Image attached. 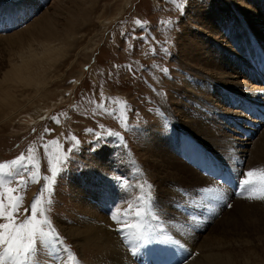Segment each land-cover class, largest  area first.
Segmentation results:
<instances>
[{
	"label": "rangeland",
	"instance_id": "obj_1",
	"mask_svg": "<svg viewBox=\"0 0 264 264\" xmlns=\"http://www.w3.org/2000/svg\"><path fill=\"white\" fill-rule=\"evenodd\" d=\"M225 2L226 0H182L180 7L178 4L181 0H0V80L10 71V65L20 64L22 60L28 59V56L21 59L20 53L30 45L37 52L49 40V45L51 43L63 47L67 44L65 50L50 64L52 71L47 87L41 92H36L33 87L20 88L17 94L22 111L15 116L11 112L0 115V158L6 159L5 162L11 161L23 153L25 157L31 156L37 164L33 172L40 183L28 180V186L22 192L25 199L20 212L21 219L30 214L24 212V209L30 208L44 185L49 189L54 188L51 192V222L63 238L64 244L70 246L71 253L75 254L73 258L59 247L55 250L48 249L40 256L39 264H63L65 256L69 257L70 264H76L77 260L79 264H103L97 261V258L103 256H98L96 249L82 250L75 244L74 238L69 236L70 226H76L79 228L80 238L87 241L90 239L88 227L92 225L94 244L103 240L100 225H95L96 219L84 210L82 204L75 201L78 199L74 196V186L89 184L86 186L87 194L92 184L96 188L91 189V193L103 186L111 190L112 192L107 193L111 196L105 203L108 216L116 207L126 209L127 201H132L135 207L136 197L141 194L137 186L145 182L155 190L154 201L159 200L160 188L156 181L159 175L152 169L147 154L142 152L144 137H148L150 141L163 138L166 142L161 146L172 140L175 153L203 175L201 167H198L203 164V159L198 155L196 147L207 149L191 137L186 140L188 133L180 125H172L175 124L174 121L180 120V113L171 96L184 102L178 89L182 92L185 81H200L211 86L213 84L211 80L199 78L180 65L189 66L188 63L180 62L183 45L185 47L194 42L197 44L196 51L199 52L205 51V45L208 49L210 43L220 54L227 56L225 60L229 56L234 67L246 76L237 78L247 83H250V78L253 81L257 79L256 61H264L263 29L258 32V25L249 21L254 20L253 18L247 19L245 16L244 19V7L236 8L237 12L232 15L230 9L221 8V5L228 4ZM241 2L258 8L264 17V0ZM199 18L201 22L198 21ZM137 20L146 23L138 24ZM165 20L172 23L162 24L161 21ZM202 21L212 22V26L218 28L216 31L220 33L221 40H224L215 42L213 37H208V31L200 25ZM34 22L36 25H33ZM24 30L27 32L24 33ZM188 34H191V38L183 41ZM44 38L46 39L43 40ZM205 39H208V43ZM189 52L190 50L187 51ZM184 58H188L187 54ZM209 67L214 68V63H210ZM164 68L168 71L161 70ZM226 84L233 85L232 81H226ZM251 84H260L259 79L257 83ZM251 88L247 89V94L237 91L231 94L233 98L240 96L239 98L246 99L247 95L251 98ZM212 90L215 93L201 99L205 105L213 103L220 96L223 110L232 107V103H228L229 100L224 95ZM253 91L252 94L256 95ZM11 96L9 94L4 99ZM259 100L263 105L264 100ZM119 101H126V105ZM101 104L103 108L99 106ZM232 109L238 111L239 108ZM199 112L204 115L195 114L196 117L210 123L216 130H221L223 124H226L228 129L224 130L234 134L226 120H222V112H216L214 118H211L207 110L199 109ZM121 116L124 117L123 120L120 119ZM5 117L10 122L5 123ZM261 127L258 135H253L254 141L263 133L264 123ZM153 130H157L156 135L151 134ZM111 131L119 135H109ZM72 137H76L78 141L75 147L76 142ZM52 141L58 143H50ZM44 145H47V150ZM30 147L31 153L28 151ZM69 150L70 159L55 184L42 179L51 175L50 169L56 166V157ZM207 151L219 161L216 153ZM239 159L235 155L222 161L229 162L238 169L236 162ZM247 162L243 160L242 163L245 169ZM238 172L242 175L246 170ZM119 178H123L124 182L121 183ZM5 179L13 181L7 187H17L18 177ZM212 181L217 182L214 177ZM191 185L189 190L192 193L202 197L204 204L217 209L216 215L207 218L202 216V206L196 209L188 207L195 214V218L187 219L188 224L205 235L222 219L220 217L225 211L233 210L237 201H257L259 205L241 225H222V231L228 237L217 245L221 247V255L228 251L232 257L226 264H264V201L249 199L246 192H241L240 196L233 193L235 198H231L228 189L221 200H214L213 192L205 191L194 182ZM175 206L179 213L186 210L183 203ZM148 207L149 214L155 218L158 217L156 212L162 210V206L158 205L157 210L151 205ZM133 259L139 264L138 258ZM186 261H189L188 258L184 260Z\"/></svg>",
	"mask_w": 264,
	"mask_h": 264
},
{
	"label": "bare ground",
	"instance_id": "obj_2",
	"mask_svg": "<svg viewBox=\"0 0 264 264\" xmlns=\"http://www.w3.org/2000/svg\"><path fill=\"white\" fill-rule=\"evenodd\" d=\"M226 3L228 4L224 6L221 5L220 7L230 9L229 11L231 12V15L234 12H237L236 8L238 9L240 7V9H242V7H244V19L245 16L247 19L253 18L254 20L251 19L249 21L255 26L258 25V32H260L261 29L264 31V17L260 14L258 8H254L251 4H243L241 0H226L225 4ZM258 14L260 15L256 17ZM198 21L201 22V18H199ZM36 22H38V20ZM202 22L203 23H200V25L203 29L205 28V31H208V33H206L208 37H213L215 42L216 40H221L222 37L220 33L216 31L218 28L212 26V22ZM33 25H36L35 22ZM33 27L34 26H32V28ZM221 27L222 26H220V31H222ZM25 30L24 33L27 32ZM32 32L35 35V31ZM21 33H23V31H21ZM21 33L18 36H20ZM185 38H191V34L186 35L183 41H186ZM45 39L46 38L43 40ZM50 41L51 40L47 41L43 49L37 52H34L30 45L20 53L21 59H25L27 56L28 59L22 60L20 64L10 65V71H7L0 80V98L4 99L9 94H12V96L0 100V115L11 112V114L15 116L22 111L23 107L21 106L22 104L20 103L17 94L20 88L22 90L24 87H33L36 89V92H41L43 88L45 89L47 87V83L49 82L48 78L52 71L50 64L67 47V44L63 47L55 46L51 43L49 45ZM205 42L208 43V39H205ZM206 49L207 45H205V51L201 50L197 52V44L194 42L188 44V46L185 45V47L183 45L180 62L188 63L189 66L181 63L180 65L185 70H188L191 74L198 76L199 78L211 80L213 85L211 86L209 83H203L198 80V82L195 83L185 81L182 86V92H180V88L178 89L184 102L181 103L179 98L171 96L173 103H175L174 106L178 108L180 113V120L174 121L175 124L172 125H180L184 128L188 133L186 140L191 137L196 143H201L203 148L216 153L217 158L219 157V161L211 156L207 150L202 149L201 146L196 147L198 155L203 159V164L200 166L198 165L199 169L201 167L200 172L203 174L201 175L197 169L188 165L190 163L187 164L185 162L186 159L183 158L185 160L183 161L182 157L175 153V148L172 145L174 142L172 140L165 144V146H161L166 142H164L163 138H159L158 140L152 139L150 141L148 137H144L145 145L141 147V149H143L142 152L147 154V160H150L152 169L159 175V178L156 181L157 183L159 182L158 188H160V195L159 200L157 202L154 201V210H157V205L158 207L162 206V210L156 212L158 219L151 214L145 217L146 224L144 231L148 233L149 236L153 234L170 235L175 241H178V244L146 243L140 246L136 255H133L130 250L131 245L125 243L124 234L116 231L119 225L111 219V215L108 216L105 212V203L111 196L107 193L112 191L103 186L97 188L95 193H91V189L96 188L95 186H92V184L89 187L90 190H88L89 193L87 194L86 186H89V184H84V186L78 184L77 187L74 186V191L76 192L74 196L78 199L75 201L82 204L84 210L96 219L95 225L97 227L100 225L99 228L103 233V240L96 241L94 244L93 238L95 235L94 227L92 225H89L88 227L90 239L87 241L80 238L81 234L79 233V228L76 226H70L69 236L74 238L75 244L78 247H81L82 250L87 248L96 249L98 251V256H103V258H97L98 262H103V264H138V262L133 259L138 258L139 264L229 263V258H232L229 255V252L227 251L221 255V247L217 245L218 243L220 244L223 239L228 237L223 233L222 225L229 227L241 225L248 216L253 214L255 208L259 205L257 201L251 203L248 202V200H236L237 202L234 204L233 210L230 212L225 211L223 216L220 217L222 219L215 227L211 228L206 235L203 234V232L196 231V228H194L193 225L188 224L187 219L189 217L195 218V214L189 211V206L193 209L202 206L204 210L202 216L207 218L216 215L217 211L216 207H211L210 204H204L202 197L197 196L198 194L192 193L189 190V188L192 187L191 184L193 182L199 184L200 187L205 190L219 188L222 197L225 190L228 189L230 191L229 197L231 196V198H235L233 193L240 196L242 191L234 190L226 185L225 182L222 180L218 181L216 178H223L225 174H228L238 182L243 178L238 171L246 170L247 172L253 168H264V131L257 141L252 139L254 132L258 135L259 130L262 128H260V125H263L264 122L258 120L255 115H253V118L243 111V109H245V111L246 109L254 111L258 108L260 112L264 113V104L262 105L263 102L259 100V98H261L262 101L264 100V76H262L260 69L257 67V79L255 78L253 81L249 77L251 80L250 83L244 82L240 79L246 78V76L241 74L238 69L234 67L229 60V56L228 60H225L227 56L224 57V54H220L219 50L213 48L210 43L208 49ZM189 50L190 52L187 53ZM194 52H197L195 56L193 55ZM186 54L188 58H184ZM222 56L223 59L221 58ZM210 63H214L215 67H209ZM237 77H240V79ZM258 79L260 83L258 84L259 86L257 84H251L257 83ZM226 81H232V84L235 86H228ZM250 87L253 88H251L252 90L249 89L250 96L253 99L250 97L248 98V95V99L239 98L240 96L233 98V95L231 94L232 92L237 91L238 93L243 92L247 94V89ZM212 89L224 95L225 99L229 100V102H227L232 103V107L223 110L220 104V96L218 98L219 100L215 99L216 101H213V103H207V105H205L201 99L210 93H215ZM252 91L256 95H253ZM245 102L248 103L245 104ZM255 104L257 107L252 106ZM201 106H206V108ZM232 108H239L240 110L238 109V111H235ZM199 109L207 110L211 115V118L216 116V112H222V120H226L229 124V129L232 130L234 134L231 135L224 130L228 129L226 124H223L221 130H216V128L210 123L203 121L198 116L196 117L195 114L204 115L199 112ZM7 117H5V123L9 121L7 120ZM238 125L242 128L241 132L239 131V128L237 130ZM249 131L251 132V136L246 137L245 133ZM156 133L157 130H153L151 134L156 135ZM208 155L210 156L208 157ZM235 155L240 158L239 161L236 162L238 169H235L229 162L224 163L222 161L224 158L228 159L230 156L233 157ZM193 160L195 161V159ZM243 160L246 162L248 161L246 169L243 167ZM125 169L129 170L126 167ZM213 177L216 179V183L212 181ZM219 183L222 185H219ZM81 194L83 195L81 196ZM213 197L214 200H221L216 198L214 192ZM181 203L186 207L184 213H179L176 210L175 205ZM168 204L170 206H167ZM221 212H223V210H221ZM141 258H145V260H142ZM186 258H188V262H184Z\"/></svg>",
	"mask_w": 264,
	"mask_h": 264
},
{
	"label": "snow or ice",
	"instance_id": "obj_3",
	"mask_svg": "<svg viewBox=\"0 0 264 264\" xmlns=\"http://www.w3.org/2000/svg\"><path fill=\"white\" fill-rule=\"evenodd\" d=\"M178 6L182 7V0ZM137 23L146 22L137 20ZM161 23L170 25L172 22L165 20ZM164 51L167 52V49ZM128 67L131 68L130 65ZM161 70L168 71L166 68ZM119 103L126 105V101H119ZM99 106L103 108L102 104ZM105 111L109 112L108 109ZM109 114L111 113L109 112ZM120 119L123 120L124 117L121 116ZM57 122H59L58 119ZM89 131L92 130L89 129ZM109 135L118 136L119 133L111 131ZM72 139L76 142L74 147L77 146V138L72 137ZM50 143L55 144L58 141ZM44 147L47 150V145ZM28 151L32 152L31 147ZM70 152L71 150L62 156H57L56 166L50 169L51 175L42 177V179L50 180L52 184H55L57 177L70 159ZM36 167L37 164L33 158L25 157L23 153L14 160L0 163V264H39V258L46 250H55L57 247L64 253H70L71 257H75V254L71 253L70 246L64 244L63 238L51 222L50 213L53 204L51 192L54 191V188L49 189L47 185H44L41 192L32 201L30 208L24 209V212L30 214L25 215L23 219L20 217L25 199L22 192L27 188L28 180L30 179L32 183H40V180L36 179V173L33 172ZM5 177H18L17 187H7L13 181L5 179ZM242 177L244 178L238 181V186L242 192L248 194L247 198L264 201V168L250 169L246 173H242ZM119 179L121 183L124 182L123 178ZM137 187L141 194L136 197L135 207L132 201H127L126 209L121 210L120 207H116L111 212V219L119 225L116 231L124 234L125 243L131 245L132 254L136 255L140 246L146 243L178 244V241H175L170 235L153 234L149 236L144 231L145 217L149 215L150 211L148 206L151 205L154 208L155 197L151 184L145 182ZM205 191L214 192L217 199L223 198L219 188ZM45 193H47V198H45ZM63 264H70L68 256L64 257ZM76 264H79L78 260Z\"/></svg>",
	"mask_w": 264,
	"mask_h": 264
}]
</instances>
